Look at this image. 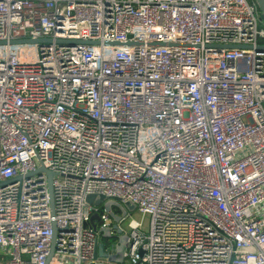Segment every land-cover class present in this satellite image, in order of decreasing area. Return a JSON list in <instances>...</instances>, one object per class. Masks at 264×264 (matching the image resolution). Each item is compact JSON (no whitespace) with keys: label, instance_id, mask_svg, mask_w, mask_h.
<instances>
[{"label":"built area","instance_id":"obj_1","mask_svg":"<svg viewBox=\"0 0 264 264\" xmlns=\"http://www.w3.org/2000/svg\"><path fill=\"white\" fill-rule=\"evenodd\" d=\"M261 14L0 0V264H111L99 230L114 222L91 194L150 217L123 233L128 264H264Z\"/></svg>","mask_w":264,"mask_h":264},{"label":"water","instance_id":"obj_2","mask_svg":"<svg viewBox=\"0 0 264 264\" xmlns=\"http://www.w3.org/2000/svg\"><path fill=\"white\" fill-rule=\"evenodd\" d=\"M256 4L258 5L263 17H264V0H255ZM91 44V43H88ZM229 49H242L243 47L240 46H229L226 47ZM38 173H44L48 177L49 182V193H50V199H51V206L53 209V173L50 172L48 169H45L44 167L40 168L38 170ZM86 204L92 207L96 208H103L104 211L110 216V218L114 222L113 230L116 231L118 235V243L115 248V254L108 257V255L104 252V244L100 243L95 251V259L97 257L106 258L108 257L110 262L116 263V264H122L125 260L126 253H127V244L130 241V238L127 235H123V230L120 228L121 221L127 216L128 213L134 212L137 209V206L133 204L132 202H122L118 199H109L104 195L100 194H91L86 196L85 198ZM115 210H118L121 215H118ZM95 220L99 221V216L97 214H94L92 216L91 221L94 222ZM100 233L102 234L103 239H110L112 238L111 235V228H101ZM56 227L53 225V238H52V244H51V251H50V257L53 256L56 246ZM91 264H98V263H91Z\"/></svg>","mask_w":264,"mask_h":264},{"label":"rangeland","instance_id":"obj_3","mask_svg":"<svg viewBox=\"0 0 264 264\" xmlns=\"http://www.w3.org/2000/svg\"><path fill=\"white\" fill-rule=\"evenodd\" d=\"M261 19L263 20L262 22H264V17H263L262 14H261ZM115 212L118 215H121V213L118 210H115ZM133 219L134 220H137V221H142L143 222L144 229L145 230H148V228H149V222H150V217L149 216L143 217L141 215V213L136 209L134 212L128 213L127 216L119 224L120 225V228L123 230V233H127V234L130 233L128 224ZM107 243L109 245L116 246L117 243H118V235H116L115 237H112L111 239H109L107 241ZM122 264H128L127 259H125V261Z\"/></svg>","mask_w":264,"mask_h":264},{"label":"crops","instance_id":"obj_4","mask_svg":"<svg viewBox=\"0 0 264 264\" xmlns=\"http://www.w3.org/2000/svg\"><path fill=\"white\" fill-rule=\"evenodd\" d=\"M103 239V238H102ZM100 241H102V240H100Z\"/></svg>","mask_w":264,"mask_h":264},{"label":"trees","instance_id":"obj_5","mask_svg":"<svg viewBox=\"0 0 264 264\" xmlns=\"http://www.w3.org/2000/svg\"><path fill=\"white\" fill-rule=\"evenodd\" d=\"M252 1H254V0H252Z\"/></svg>","mask_w":264,"mask_h":264}]
</instances>
